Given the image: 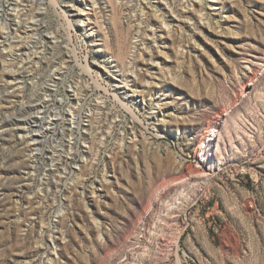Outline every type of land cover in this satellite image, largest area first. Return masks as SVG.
<instances>
[{
	"label": "rangeland",
	"instance_id": "obj_1",
	"mask_svg": "<svg viewBox=\"0 0 264 264\" xmlns=\"http://www.w3.org/2000/svg\"><path fill=\"white\" fill-rule=\"evenodd\" d=\"M1 1L0 264H264V0Z\"/></svg>",
	"mask_w": 264,
	"mask_h": 264
},
{
	"label": "bare ground",
	"instance_id": "obj_2",
	"mask_svg": "<svg viewBox=\"0 0 264 264\" xmlns=\"http://www.w3.org/2000/svg\"><path fill=\"white\" fill-rule=\"evenodd\" d=\"M40 1L43 2L44 0H40ZM163 1H165L167 4L173 2V1L171 2V0H163ZM3 6H4V3L0 0V16H1V9H2ZM170 6H171V5H170ZM77 9H78L79 13H82V12H83V10H81L80 8L77 7ZM80 19H81V18H80ZM78 20H79V19H78ZM79 22H81V24H83L82 21H79ZM84 25H85V24H83L82 27L85 29V26H84ZM0 26H2V29H5V28L7 29V24L4 23V22H3V23L0 22ZM167 28H168V29H167V33H169V32H170L169 26H167ZM88 35L90 36V35H92V34L89 33ZM83 69H84V71H86V72H88V73H89V71H90L89 68H88L87 66L83 67ZM131 100H132V99H131ZM71 116H72V113H71ZM211 136H214V134H211ZM34 140L36 141L37 139L34 138ZM38 140H39V139H38Z\"/></svg>",
	"mask_w": 264,
	"mask_h": 264
}]
</instances>
